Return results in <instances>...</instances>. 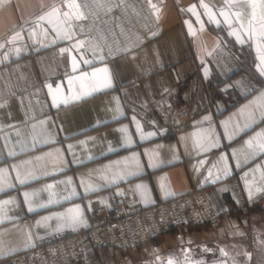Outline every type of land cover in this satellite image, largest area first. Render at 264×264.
Listing matches in <instances>:
<instances>
[{
  "label": "crops",
  "instance_id": "crops-1",
  "mask_svg": "<svg viewBox=\"0 0 264 264\" xmlns=\"http://www.w3.org/2000/svg\"><path fill=\"white\" fill-rule=\"evenodd\" d=\"M159 1L156 25L150 14L122 44L78 0L81 22L69 0H0V264L124 187L144 207L200 190L228 217L216 230L170 227L128 253L88 245L81 264H264V200L235 210V186L245 200L264 191V0L254 16L250 0H203L208 11ZM167 98L182 108L174 125L153 115Z\"/></svg>",
  "mask_w": 264,
  "mask_h": 264
},
{
  "label": "built area",
  "instance_id": "built-area-1",
  "mask_svg": "<svg viewBox=\"0 0 264 264\" xmlns=\"http://www.w3.org/2000/svg\"><path fill=\"white\" fill-rule=\"evenodd\" d=\"M165 130L166 126L157 128L159 134ZM125 191L127 194L121 197L109 194L110 204L106 208L96 207L88 213L83 223L72 229L54 232L37 241L32 248L11 256L9 261L12 264H72L84 249V236H90L98 247L108 243L135 250L146 241L148 235L159 233L170 225L207 222L215 227L221 219L220 214L216 215L206 206V198L200 190L193 189L147 207L135 205L128 187H125ZM262 197L264 191L245 203L240 196L238 205L242 208L244 205L252 206ZM172 207L177 209L174 212L175 220L171 218ZM160 209L168 214L167 220L160 214Z\"/></svg>",
  "mask_w": 264,
  "mask_h": 264
},
{
  "label": "rangeland",
  "instance_id": "rangeland-1",
  "mask_svg": "<svg viewBox=\"0 0 264 264\" xmlns=\"http://www.w3.org/2000/svg\"><path fill=\"white\" fill-rule=\"evenodd\" d=\"M108 1L111 4H114V6H112L111 8L110 7L106 8V6H108V5H106V4H108ZM78 2H79V4L81 5V7L84 10L87 9V11H91L94 14H98V15H96L95 17H93L91 19L92 23H94L93 24V28L94 29H97L99 27V29L102 30V32H100V33L103 35V37L106 38V40H109V39H112V38L116 37V38H118V40L122 44H124L127 41V38H130V37L135 38L136 37L137 34H136V32H133V30L141 31L140 28L138 27L140 22L141 21L148 22L150 14H152V16H153V18L155 20L153 26L156 25V23L158 22V19H159L160 4L162 3L159 0H154V2H153L154 7L152 8V4H151L150 0H78ZM123 2L125 4L127 2L128 10L122 9L121 4ZM133 5H134L135 12H134V10H130V8H129L130 6H133ZM60 6L62 8H64L65 10H68L67 7L62 2L60 4ZM85 16H83V18H81V19H76L74 16H73V18H75L76 21L81 22V21H84L83 19H85ZM121 24L123 25V27L121 26ZM119 25L122 27V30L119 29L120 28ZM150 28H148V29H150ZM147 33H148L147 31H144V33L141 35V37H140V39L138 41L142 40L146 36ZM219 39H220L221 42H224V43L227 41L226 38L224 37V35H222L221 33L219 35ZM230 52H231V54L234 57L235 56L237 57V55L239 54V49L238 48H233ZM193 84L191 85V88L194 87ZM197 84H198V82H197ZM192 95H193V90H190V91L188 90L187 93L185 94V98L187 99V101H189V103L188 102L187 103L190 104V108H193V109L196 108L197 109V108H199L201 103H200V101H198L197 98H192ZM210 99H214V96L213 95L210 96ZM155 104H157L159 109L156 112H154L153 115L159 117V119L166 120L168 122V125L176 124V118L175 117H176V115L179 112L178 109H182V108L178 107L176 105V103L173 102L170 98L169 99L168 98L167 99H163V100H159L158 99V101H156ZM184 107L188 111L191 110V109H188V106H186V105H184ZM139 115H140V118H142V120L145 121L146 123H148V124H154L155 123L151 119L152 118L151 114H149L148 112L147 113H143L142 112V113H139ZM156 131H157V128H156ZM156 133H158V132H156ZM235 189H236L235 210L237 211V213H238L237 215H239V216H246L248 211H249V209H251L254 206L260 205L262 203V201L264 200V197H262L261 199H259L258 202H255L254 204H252V206L244 205V208H242V207H240L238 205L239 204V200H241L240 199L241 195L238 193L237 187H235ZM124 193L127 194V192L125 191V187H124V192H123V194L121 196H124ZM109 194H112L113 196H115L113 193H108V196H109ZM121 196H116V197H121ZM132 198H133V196H132ZM242 199L246 203L247 200H245L244 198H242ZM133 203L135 205H137L135 203L134 198H133ZM157 203H159V202H157ZM109 204H110V196H109L108 205ZM107 206H100V207L106 208ZM137 206H140V205H137ZM212 211H214V210L212 209ZM214 213L216 215H219L215 211H214ZM222 214H223V216H221ZM222 214H220V218L221 219L218 221V224L215 227H211L209 225V223H207V222H202V223L194 224V225H192L189 222L185 223V224L178 225V226L170 225V226H168L167 229H165L163 231H160L159 233H154V234L148 235L146 241L143 244H139L137 247H135V250L128 249V248L127 249H123L122 247L114 246V245H111V244H108V243L98 247L93 242V240L91 239L90 236H84V249L81 252L80 256L77 258V260L73 261L72 264H81L83 262L84 253H85L86 247L88 245H90L92 247H95L96 249H104V248L108 247L110 249L112 255H117V254H120V253H128L129 251H136V250L142 249L146 245V243L148 242V240H149V238L151 236H158L162 232L167 231L170 227H179V228L180 227H189L191 229H195L196 227L205 226L209 230H216L220 226V223L226 217H228V213L227 212H224ZM62 230H65V229H62ZM59 231H61V230H59ZM33 245L30 248H32ZM30 248H28V249H30ZM28 249H26V250H28ZM26 250H24V251H26ZM24 251H22V252H24ZM17 254H19V253H17ZM14 255H16V254H14ZM9 258L7 259V262H8V264H12L9 261Z\"/></svg>",
  "mask_w": 264,
  "mask_h": 264
},
{
  "label": "snow or ice",
  "instance_id": "snow-or-ice-1",
  "mask_svg": "<svg viewBox=\"0 0 264 264\" xmlns=\"http://www.w3.org/2000/svg\"><path fill=\"white\" fill-rule=\"evenodd\" d=\"M250 2H251V7L253 8V16L255 15V8H256V3L254 2V0H250ZM201 7H203V8H205L206 9V11H208V5H206V4H204L203 3V0H201V5H200ZM261 6H264V5H261ZM67 7L69 8V9H76V12L74 13V15H75V18L76 19H81V18H83V13L82 12H80L79 11V9H80V5L79 4H77V3H75V0H69V3L67 4ZM189 11H192L194 14H195V6H192L190 9H189ZM53 14H59V9H53V12L52 13H49L48 15L49 16H51V15H53ZM208 14L211 16L212 14H211V12L209 11L208 12ZM222 15H223V13H221ZM243 13H240V12H238V13H236L235 15H236V17H237V20H239V18H240V16L242 15ZM66 18H68L69 16H70V14L69 13H64L63 14ZM41 20H43V19H45V17H41L40 18ZM233 35H235V33H232ZM261 36H262V38H264V32H262L261 33ZM66 38H71L70 36H66ZM63 51V50H62ZM261 62L262 63H264V55H262L261 56ZM104 71H106V70H104ZM262 71H264V69H262ZM93 75H95V74H93ZM106 86H110V85H106ZM262 147H264V146H262ZM169 264H171V261L169 262Z\"/></svg>",
  "mask_w": 264,
  "mask_h": 264
},
{
  "label": "bare ground",
  "instance_id": "bare-ground-1",
  "mask_svg": "<svg viewBox=\"0 0 264 264\" xmlns=\"http://www.w3.org/2000/svg\"><path fill=\"white\" fill-rule=\"evenodd\" d=\"M206 202V206H209L210 207V205H209V203H207V200L205 201ZM205 205V204H204ZM175 210H177L175 207H172V211H173V217H171L172 219H174L175 220ZM210 210H212V208L210 207ZM213 213H214V211H213ZM160 214L161 215H163V217L164 218H166L165 220H167V218L169 217L168 216V214L166 213V211L165 210H163V209H160ZM195 214V213H194ZM151 217V216H150ZM152 218V217H151ZM153 226H154V228L156 227V223H155V220H153ZM143 233L144 232H142V235H143Z\"/></svg>",
  "mask_w": 264,
  "mask_h": 264
}]
</instances>
